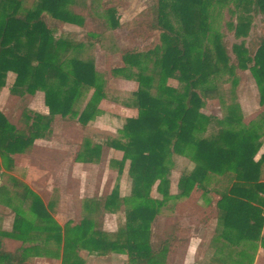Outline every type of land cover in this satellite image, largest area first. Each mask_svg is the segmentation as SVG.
I'll list each match as a JSON object with an SVG mask.
<instances>
[{"label":"trees","instance_id":"obj_1","mask_svg":"<svg viewBox=\"0 0 264 264\" xmlns=\"http://www.w3.org/2000/svg\"><path fill=\"white\" fill-rule=\"evenodd\" d=\"M73 4L74 0H39L27 8L22 0H0V90L7 75L14 73L11 92L34 96L41 91L49 109L48 114H25L26 131L11 124L0 111V156L6 162H12L13 156L37 140L47 139L58 115L87 127L106 99L103 78L94 63L70 56L82 45L57 38L56 28L48 26L47 17L82 25L84 19L72 12ZM225 7L231 16L227 30L237 40L233 44L216 25L218 12ZM114 13L109 10L110 21L123 27ZM256 19L264 20V0H158L150 10L124 24L128 30L141 27L145 34H160V43L148 52L123 55L127 67L140 71L139 87L128 105L138 114L128 118L119 135L106 142L123 154L120 161L112 163L120 175L127 169L133 187L128 198L115 189L103 207L117 213L126 206L125 224L108 232L99 228L97 219L83 218L62 227L50 214V205L25 188L22 198L25 202L30 198L29 211L15 210L13 230L0 231V238L20 241L24 246L7 252L0 240V264H30L32 258L44 257L61 260V264H82L80 250L102 257L126 253L123 264H160L162 252L152 247L151 231L162 207L172 198L167 189L177 155L194 165L181 174L178 197L194 191L205 197L208 186L209 193L218 197L213 207L220 226L214 233L227 241L223 243L226 258L233 260L234 246L264 247V153L258 155L264 142V117L259 124L245 127L241 106L234 102L225 120L238 129L222 131L215 138L197 137L210 122L202 110L216 91L205 87L214 74H228L237 87L241 73L249 71L264 106V32L255 37L258 48L254 54L248 47ZM171 77L183 83L181 89L168 85ZM155 80L156 96L151 93ZM90 92L86 108L80 111L81 100ZM82 147L77 162L100 157L101 146L86 141ZM154 190L163 198H154ZM246 248L237 250L238 264L254 258Z\"/></svg>","mask_w":264,"mask_h":264},{"label":"rangeland","instance_id":"obj_2","mask_svg":"<svg viewBox=\"0 0 264 264\" xmlns=\"http://www.w3.org/2000/svg\"><path fill=\"white\" fill-rule=\"evenodd\" d=\"M22 1L25 7L32 8L39 0ZM157 2L158 0H74V4L71 6L72 12L84 19V23L80 26L61 23L47 17L48 26L56 28L57 38H64L74 44L82 45L78 51L71 52L70 56L94 63L96 71L103 78L106 99L99 104L89 126L83 128L77 121L63 119L58 115L54 118L52 134L47 139L37 140L26 151L13 156L12 162H6L0 156L1 232L13 230L17 218L15 210L29 208L30 198L26 202L22 198L26 191L25 188L34 190L46 206L50 205L49 211L53 217L55 216L57 222L61 223V226H64L68 220L78 223L83 218L97 219L99 228L103 230H114L125 224L123 207L120 209V214L118 213L122 216L120 224L117 222L120 221L118 214L112 217L110 215L112 212L106 210L103 203L115 189H118L123 197H130L133 181L127 169L123 175H120L117 165L112 163V160L120 161L122 154L105 145L106 140L119 135L128 116L136 117L138 114L136 109H130L128 105L132 103L133 93L139 87L137 75L140 71L134 67H127L123 61V55L127 52H148L160 43L159 33L145 34L146 29L141 27L128 30L124 24L138 18L141 12L150 10ZM109 10H114L115 18L123 27L113 25V22L110 21ZM149 16L147 15L148 19ZM230 17L228 7L220 9L216 25L219 31L224 34L225 40L233 44L237 40L226 26L231 20ZM262 32H264V20L256 19L252 37L248 40V47L252 54L258 48L255 37ZM91 34L96 37H90ZM121 68L125 70L117 74L114 72V69ZM14 82L15 74L9 73L6 85L0 90V111L11 124L19 130L26 131L25 114L32 115L38 112L48 114L49 109L45 104V95L41 91L34 96L13 94L11 87ZM167 83L176 89H181L183 86V83L176 77L169 78ZM157 85L155 80L151 89V93L155 96L158 95ZM205 87L214 88L216 91L212 94L213 97H209L205 101L202 112L210 118V122L206 130L197 133L198 138H215L222 131L238 129V125L231 126L225 120L228 108L234 102L241 106L245 127L259 124L264 117V106L260 104V93L249 71L241 73L240 83L237 87L232 84L230 76L223 72L212 75ZM91 96L90 92L81 100L80 111L86 108ZM90 139L105 148L100 157L83 163L85 165L79 166L80 170L77 167L76 170L74 157L81 152L83 148L81 143ZM263 151L264 142L259 155ZM174 160L175 167L169 173L170 185L167 191L170 190L179 195L181 194L180 176L184 171L192 170L194 165L184 156L177 155ZM83 174L85 175L82 179L84 185H81L80 175ZM88 175H92V177L84 181L89 177ZM208 187L206 188L208 194L212 195L209 193L211 187ZM194 192L196 194L191 198L189 196L181 197L177 204L174 203L178 213L175 220L168 218L164 223L159 221L152 225L151 245L157 249L162 244V236L165 232L171 234L172 224L178 218L182 220H177L180 223L179 230L176 232V237L179 240L175 243L169 241L171 242L169 246L172 247L168 253L171 251V254L166 258L162 257L160 264L221 263L219 254L217 253V257H215L217 251H210L209 239L207 241V238L215 236L214 231L220 226V220L215 216L217 211L213 208L212 212H209L205 208L206 202L202 197V192ZM153 196L154 198L160 197L156 191ZM199 196L202 197V200H199ZM212 198L215 200L213 196ZM186 199L189 200L186 201ZM167 208L170 210L171 206H167ZM202 208H204L203 212ZM193 229L198 231L194 236H203V238L207 236V238L203 239L197 245L198 247L192 248L195 254L193 253L194 256L190 257L192 261H189L187 260L189 258L188 250L192 245L189 244L188 237L192 236V232L189 230ZM169 236L164 237L167 240ZM19 246L20 244L15 240L4 239L2 248L14 251ZM245 248L243 245L241 248L238 247V250ZM261 249L264 247H247L246 250L254 258L243 259V264H264V251L259 253ZM209 251L213 256L208 254ZM78 257L82 264H123L126 260V253H114L102 257L80 250ZM30 264H61V260H52L46 257L32 258Z\"/></svg>","mask_w":264,"mask_h":264},{"label":"crops","instance_id":"obj_3","mask_svg":"<svg viewBox=\"0 0 264 264\" xmlns=\"http://www.w3.org/2000/svg\"><path fill=\"white\" fill-rule=\"evenodd\" d=\"M131 109V108H130ZM131 117H133V116H128V118H131ZM92 123V122H91ZM90 123V124H91ZM89 124V125H90ZM81 125V124H80ZM88 125V126H89ZM82 126V125H81ZM83 127V126H82ZM83 128H85V127H83ZM123 128V127H122ZM121 128V129H122ZM86 141H89L92 145H99L100 146V144L99 143H97L95 140H93V139H90V140H85L84 142H86ZM108 140H106V142H107ZM83 142V143H84ZM83 143H81V146H82V144ZM107 148H108V146H107V144L105 145ZM104 146L102 147V150H101V154H102V152H103V150H104ZM115 151V150H114ZM115 152H117V151H115ZM117 153H119V154H122V153H120V152H117ZM264 153V151L259 155V156H261L262 154ZM100 154V155H101ZM77 156V155H76ZM76 156L74 157V159H75V162H74V164H75V167H76V170H77V167L79 168V166H82V165H85V164H83V163H81V162H79V163H81V164H79V163H77V161H76ZM122 156H123V154H122ZM73 159V160H74ZM122 159V158H121ZM79 170H80V168H79ZM81 176V185H84L83 184V181H82V179H84V174L83 175H80ZM89 176V175H88ZM92 177V175H90L89 177H87L84 181H87V179H89V178H91ZM95 189V188H94ZM31 190V189H30ZM32 192H34L35 193V191L34 190H31ZM170 190H168V195L169 196H171L172 198L170 199V200H168L167 202H166V204L162 207V209H161V213L156 217V219H155V221H154V224L156 223V222H159V221H161V222H163L164 223V221H166L168 218H170L171 220H175L176 218V215L178 214L177 213V211H176V207L174 206L175 204L174 203H176L177 204V201L178 200H180L181 199V197H178V194L176 193V192H169ZM194 194H196V192H193L190 196H189V198H191ZM180 195V194H179ZM122 196V195H121ZM212 196L215 198V200H213V198H212ZM91 197V196H90ZM123 197V196H122ZM210 199H209V198ZM93 198V197H92ZM159 198H163L162 197V195H160V197ZM202 197H200L199 196V200L201 199ZM204 198V200H205V202H206V206H205V208L209 211V212H212L211 210H213V201H217V199H218V197L216 196V195H214V194H212V195H207V196H205V197H203ZM189 200V199H188ZM187 199H186V201H188ZM202 200V199H201ZM211 202H212V205H209V204H211ZM48 206V205H47ZM167 206H171V209L169 210L168 208H167ZM189 206V205H188ZM176 208V209H175ZM26 209V208H25ZM123 209L125 210V221L124 222H126V206H124L123 207ZM26 211L28 212L29 211V208L28 209H26ZM201 211L203 212L204 211V208H202L201 209ZM207 211V212H208ZM120 212V211H119ZM119 212H117V213H111L110 215H112V217H114L116 214H118ZM50 214H51V212H50ZM120 214V213H119ZM118 214V217H120V221H117L118 223H120L121 224V220H122V216H120ZM52 215V214H51ZM53 216V215H52ZM56 221H57V219L55 218V216L53 217ZM175 218V219H174ZM191 218H193V217H191ZM187 219V218H186ZM185 219V220H186ZM204 219V218H203ZM71 220V219H70ZM177 220H179V221H182L181 219H177ZM177 220L172 224L173 226H172V233L171 234H166V232H165V234H164V236L166 237V236H168V235H170L169 237H167L168 239L166 240V238L164 237V236H162L163 238H162V241H161V248L159 247V248H157V249H155L157 252L158 251H161L162 252V257H164V258H166L167 257V255H170L171 254V251L168 253V251H169V249L172 247V246H169V244L171 243V242H169V241H172V242H174L175 243V241H178L179 239L176 237V232L179 230V224L180 223H178L177 222ZM68 222H70L69 220L66 222V223H68ZM60 225H61V223L60 222H58ZM65 223V224H66ZM64 224V225H65ZM122 226V225H121ZM62 227H64V226H62ZM120 227V226H119ZM119 227H117V229H114V230H106V229H104V230H106V231H108V232H116L118 229H119ZM197 230H195V229H193V230H189V232H192V236H189L188 238H189V244L190 245H192L191 246V248L188 250V254H189V258L187 259V260H189V261H192V260H190V257H192V256H194V254H195V252H193V249L192 248H195V247H198L197 245H199L200 243H201V241H203V239H205L206 240V238H207V236H204V238H203V236H194V235H196L195 234V232H196ZM198 232V231H197ZM4 237H1L0 238V240H1V242H2V246H3V240L4 239H6V240H12L13 241V239H9V238H4ZM187 238V239H188ZM208 239H209V244H208V247H209V250L210 251H214V250H216L217 252H216V254H215V257H217V253L219 254L218 255V257H219V260H220V264H222L224 261H227L226 263H223V264H238V255H237V250H238V246H234L233 248H232V250H233V260L231 261V260H229V259H227L226 258V247L225 246H223V243H227V241H226V239H225V237L224 236H211V237H209V238H207V241H208ZM15 242H16V240H15ZM19 244H20V246H19V248H22L23 246H24V244L22 243V242H20V241H17ZM163 245H165L166 246V248H165V246H163ZM174 245V244H173ZM19 248H17V249H19ZM3 249V248H2ZM17 249H15L14 251H16ZM222 249H225L224 251H222ZM219 250L220 251H222V252H219ZM5 251H7V250H5ZM14 251H7V252H14ZM85 251V250H84ZM190 251V252H189ZM210 251H209V255L210 256H213L211 253H210ZM263 251H264V249H261L260 251H259V253H263ZM87 252V251H86ZM194 253V254H193ZM114 254V253H113ZM110 256V255H109ZM261 256V255H260ZM260 256H258V257H260ZM38 259V258H37ZM127 261V256H126V260H125V262ZM192 263V262H191Z\"/></svg>","mask_w":264,"mask_h":264}]
</instances>
